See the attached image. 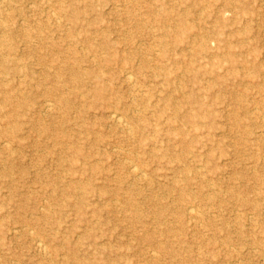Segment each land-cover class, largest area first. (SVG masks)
Here are the masks:
<instances>
[{
    "label": "rangeland",
    "instance_id": "1",
    "mask_svg": "<svg viewBox=\"0 0 264 264\" xmlns=\"http://www.w3.org/2000/svg\"><path fill=\"white\" fill-rule=\"evenodd\" d=\"M8 11L0 264H264V0Z\"/></svg>",
    "mask_w": 264,
    "mask_h": 264
},
{
    "label": "bare ground",
    "instance_id": "2",
    "mask_svg": "<svg viewBox=\"0 0 264 264\" xmlns=\"http://www.w3.org/2000/svg\"><path fill=\"white\" fill-rule=\"evenodd\" d=\"M14 0H0V8L3 7V9H0L1 12H5V14L7 16H9V12L8 10L11 9V5H12V2ZM8 11V12H7ZM11 28V26L8 24V22H1L0 23V29L4 30V31H8L9 29ZM12 32L9 31V34H11ZM14 37L12 36H9L7 37V41L3 40L1 37H0V60H13L12 56H11V52L13 50L12 48V41H13ZM8 53H7V52ZM77 73L74 74V78L73 80L77 82L78 78H79V74H80V71L78 70H75ZM131 77H133L131 74H125V80H130ZM9 98L8 97H3L0 99V109L2 108L3 104H6L8 102ZM45 104V103H44ZM43 104V105H44ZM54 107V106H53ZM45 109L48 110V112H51L53 109H51V104L47 103L45 105ZM118 111V110H117ZM115 111L113 112L110 116H111V119L117 123V124H120V125H124L126 120H124L119 114L118 112ZM46 112V111H45ZM45 115V114H44ZM129 161V160H128ZM133 170V169H132ZM72 185H75L74 187H76V183L72 184ZM39 244V243H38ZM41 244V243H40ZM39 244V245H40ZM44 251V250H43Z\"/></svg>",
    "mask_w": 264,
    "mask_h": 264
}]
</instances>
